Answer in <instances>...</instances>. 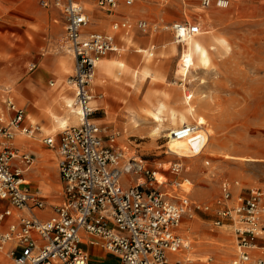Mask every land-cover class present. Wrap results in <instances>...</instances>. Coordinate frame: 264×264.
Returning a JSON list of instances; mask_svg holds the SVG:
<instances>
[{"label":"built area","instance_id":"obj_1","mask_svg":"<svg viewBox=\"0 0 264 264\" xmlns=\"http://www.w3.org/2000/svg\"><path fill=\"white\" fill-rule=\"evenodd\" d=\"M90 1L115 10L122 3L132 6L138 0ZM169 1L158 0L163 5ZM52 4L64 16L67 52L75 60L69 84L74 87V107L80 119L58 138L44 139L47 146L57 149L63 202L53 206L47 218L36 215L47 207L46 198L31 188L26 173L35 157L21 151L16 138L32 137L39 127L26 124L25 110L9 90L0 92V199L10 206L0 214V252L6 251L14 264H90L83 247L87 240L116 256L121 264H183L178 254L188 248L182 234L184 221L206 212L215 216L214 227H228L235 236L232 264H264V189L239 190L238 183L225 181L222 193L211 204H197L182 187L191 184L188 180L168 183L164 174L165 180H158L157 172L141 160L127 158L117 144L119 133L104 137L93 120L96 110L89 86L100 62L119 50L115 34L132 29L130 22L113 24L109 34L88 32L90 21L78 0H52ZM201 4L227 9L231 0H201ZM136 27L147 32L149 25L139 20ZM167 29L179 45L201 33L198 25L188 22H176ZM173 136L200 139L195 125H184ZM182 170V164H171L172 172ZM174 187L182 189L181 196L175 195Z\"/></svg>","mask_w":264,"mask_h":264},{"label":"rangeland","instance_id":"obj_2","mask_svg":"<svg viewBox=\"0 0 264 264\" xmlns=\"http://www.w3.org/2000/svg\"><path fill=\"white\" fill-rule=\"evenodd\" d=\"M136 6L138 7L130 10L133 14L139 10L136 18L128 21L133 27L131 31L151 35L152 39L167 34L169 39L174 41V35L167 29L168 26L176 22H188L200 27V38L207 39L213 36L228 45L214 50L211 63L205 68H194L187 81L182 80V64L179 57H173L164 62H157L159 59L157 58L150 64L163 79H150L139 87H136L133 80L131 82L133 89L136 87L133 95L138 102L137 110L141 113L143 108L149 106L148 102L154 106H166L178 113L184 112L186 96H193L191 102L195 106L197 120L191 118L189 124L197 125L200 117L207 120L205 128H201L204 148H200L196 141L184 140L180 143L184 147L182 151L185 149L184 152H168L166 146L170 140L162 137L170 133L168 118L165 119L167 123L164 122L162 138L153 141L148 134L155 124L152 120H142L143 118L139 116L141 119L139 128L143 133H132L130 130L125 132L120 128L121 114L117 112L113 113L114 116L118 115L117 118L114 117L110 124L100 126L104 137L112 132L119 133L117 144L124 148L126 154L129 153L141 160L150 170L164 174L168 183H183L184 180H188L191 184L183 185L189 187L190 198L197 204H211L222 193V183L225 181L238 183L239 190L264 189V0H231V5L227 9H220L215 5L203 8L201 0H170L166 5L159 3L158 0H145L137 2ZM159 9L161 13L158 12ZM205 14H209L211 18L207 19ZM139 20L148 22L147 32L137 29L136 23ZM111 24L112 22L108 23L109 29ZM93 26L91 21L89 27ZM30 28L35 31L42 30L38 26ZM47 43L48 40L40 39L31 32L12 38L0 31V84L12 86L15 95L14 92H11V95L16 97L18 103L15 82L23 83L28 75H31L29 69L43 55L67 52L65 31L52 46L48 47ZM152 47L156 46L152 43L147 48ZM48 58L52 63L55 60ZM69 64L73 75L71 61ZM7 66H12V69L6 68ZM45 70L56 76L60 84H66L67 77H70L68 74H61L58 67L52 64L46 65ZM33 80L31 76L26 80L27 89L24 93L28 101L25 106L34 98L32 89L39 94L35 85L36 80ZM46 82L48 85L55 84V80L50 77ZM40 103L39 108L43 109V104L41 101ZM124 116L129 119L127 114ZM72 125L75 124L70 123L68 126ZM62 131L48 136L55 137ZM172 163H181L183 170L180 173L172 172ZM191 166L193 168L189 169ZM56 179L55 183L60 186L58 177ZM129 180L130 178L124 180L125 185ZM133 181H136V178H133ZM164 189H169V186ZM175 189L176 187L175 195L181 196L182 189ZM60 192L61 186L58 193ZM214 220L215 216L212 213L197 212L193 221L185 219L184 228H196L197 241L208 236L218 238L221 236L220 228L214 227ZM185 237L188 240L186 235ZM187 247L182 252H190L189 244ZM2 254L6 255V251ZM190 254L196 261L183 264H232L235 251L232 255H227L217 248L216 250L200 248L191 251ZM111 257L107 255V258ZM202 259L208 261L201 262ZM90 264L121 263L115 258L99 261L92 256Z\"/></svg>","mask_w":264,"mask_h":264},{"label":"crops","instance_id":"obj_3","mask_svg":"<svg viewBox=\"0 0 264 264\" xmlns=\"http://www.w3.org/2000/svg\"><path fill=\"white\" fill-rule=\"evenodd\" d=\"M40 1L41 0H0V31L3 32L4 35H9L12 38L15 36L19 37L25 35L28 32H31L38 36L40 39L48 40V47L52 46L53 42H55L61 36L62 32L65 31L64 16L62 12L52 4V0H43L41 4ZM78 1L83 6L89 21L91 20L94 25L93 27L88 28V32L108 34L109 31H112L113 24L134 20L139 10H137L135 14H133L130 10L132 8L138 7L136 6L137 2H143L145 0L137 1L132 6H127L126 4L122 3L115 10L99 8L90 0ZM110 22H112V24L111 28L109 29L108 23ZM30 26H38L42 30H31ZM131 30H133V27L127 32L120 31L115 34V41L119 50L117 52L109 53L103 60L111 63L116 60H123L128 66L130 65L129 68L141 69V67L144 66V58L141 54L135 52V50L133 49L135 47H129L126 38H129L130 36H132L133 41L136 45H139L141 47H149L153 43L156 46L157 50L165 52L167 51V48H165V46L163 45L170 40L167 34H163L159 38L154 37V39H152L151 35L148 36L145 34H140L139 31ZM155 42H157L158 45H156ZM150 50H152V48ZM59 54L60 53L43 55L38 60V62L33 65L35 67L32 70L29 69V73H31V75H28L29 77L26 76L28 77L26 80H28L30 76L36 80L35 85L39 91V99L43 104V109L38 108L34 104V98L30 99L28 105L23 107L26 116L25 122L26 124L37 125L39 127V131L32 137L18 135L16 138V143L19 146L20 150L25 153H30L35 157V162L26 173V178L30 182L31 188L34 191H40L46 198L47 207L45 208V210L36 212V215L41 218H47L51 216L53 214V206L61 204L63 202L62 182L60 180L58 172V165L56 166V162L58 163L57 149L50 148L44 143V139L48 137V134H56L59 130H57L55 133H52L54 123L44 109L50 106L58 115H63L60 106L62 103V97L71 96L74 98L75 95L74 89L70 91L69 86H67L66 84L58 83L57 77L47 73L45 70L46 65L50 66L52 64L57 68L65 60L69 62V59L71 58L74 73V57L68 53L60 55ZM48 57L55 58V60H53V63ZM58 57L59 59H57ZM173 57L174 56H162L158 59L157 62H164L172 59ZM11 67L12 66H7L6 68L12 69ZM96 74L98 77L97 80H95L91 84V86H89V93L93 96L92 103H94L95 107L93 106V104L92 106L96 110V114L94 115L93 120L101 127L106 126L111 123L114 117L117 118V114L115 116L113 115V113L117 112L121 114L119 117L121 120L119 122L121 129H124L125 132L130 130V132L132 133L141 134L142 130L140 128H133L135 127L133 125L134 122L132 121L134 114L133 111L137 110L138 108L137 99L133 94L136 87L143 86L144 83L150 79L144 81L143 83H135L136 87L133 89V87L131 86L132 77L128 73L123 74L120 79L116 80L111 75L105 73L102 66H98ZM49 77L55 80L54 85L47 84L46 79ZM25 81H23V83ZM23 83L20 84L23 85ZM129 86H131V88H129ZM130 89H132V91ZM4 97L5 95L3 94V98ZM11 97L13 98V100L15 99L14 95H11ZM14 101L19 107L21 106L16 99ZM125 114L128 115L129 119L124 116ZM135 117L139 122L141 121L140 117ZM21 136L26 137L27 139H32L33 142L23 140V142L26 143L21 144L19 143V137ZM57 177L61 186L60 193H58L60 186L58 185V183H55L57 182ZM9 207L10 206L8 202L0 199V214ZM14 219V217L10 218L8 220V223L14 221ZM182 234L184 235V231H182ZM85 243L86 244H84V249L90 256V263L92 256L98 258L99 261H106L112 258H115L117 259V261H119L117 257L109 254L100 246L91 244L90 241H88V243ZM108 254L112 256L110 259L107 258ZM10 263L14 264L12 259L0 252V264Z\"/></svg>","mask_w":264,"mask_h":264},{"label":"bare ground","instance_id":"obj_4","mask_svg":"<svg viewBox=\"0 0 264 264\" xmlns=\"http://www.w3.org/2000/svg\"><path fill=\"white\" fill-rule=\"evenodd\" d=\"M159 13L160 9L158 10ZM168 15V13H166ZM205 17L207 19H210L211 16L209 14H205ZM111 31H109L110 33ZM213 32V31H212ZM108 33V34H109ZM213 35V34H212ZM201 33L196 36H191L187 37L185 39V43L183 45H179L175 39L170 40L164 44L165 48H167V51H159L157 50L156 47H152V50L150 48H142L139 45H136L135 42L133 41L132 36L129 38H126L127 43L130 48H133L135 52L140 53L143 58H144V66L141 67V69H131L129 66L126 64L125 61L123 60H116L113 63L111 62H106L105 60L101 61L100 64L98 65L99 67L102 66L104 69L105 73L108 75H111L115 79H119L123 74H130L133 80V83H143L144 81L151 79V80H158V79H163L160 77V75L157 73L156 70L152 69L150 67V64L155 61L157 58L160 57H166V56H174V57H179V60L182 64V80L187 81L189 75L192 73L194 68H205L207 67L212 60V52L214 50H217L218 47H227L226 42L218 39L216 37H209L207 39L200 38ZM70 54L69 52H65ZM71 61V58L69 59ZM139 68V67H138ZM58 70L60 71L61 74H68L71 76L72 73V68L65 60L59 67ZM126 76V75H124ZM33 78V77H32ZM97 74L94 78V81L97 80ZM34 79V78H33ZM63 80V79H59ZM35 81V79L33 80ZM93 81V82H94ZM66 84L69 86V90H73L74 87L69 84V78L66 79ZM15 85H17V92H18V99L19 103L23 106L26 105L28 99L25 97L24 90L27 89L26 86V81L23 83V85L20 84L19 81L15 82ZM5 87V88H3ZM10 85H0V92H6V90H10L11 92L13 91V88ZM3 88V89H2ZM32 94L34 95V104L39 108L41 105L39 94L37 95L36 90L32 89ZM53 92V91H51ZM15 95V92H14ZM193 96H186L184 100L185 104V110L184 112H176L173 109H169L166 106H154L153 103H149V106H146V108L142 109V112H139L138 110H134L133 114V119L132 121L135 124V127L133 128H139L140 124L139 121L136 119L135 116H140L143 119H150L152 120L155 124L151 128V130L148 132L149 136L153 139V141H158L160 138L164 137L169 139L170 141L168 142V145L166 148H168V152H175V153H180L184 152L183 146L180 144L182 141L187 140V139H175L173 136V132H175L178 127H182L184 125H190L189 124V119H196L197 117L195 115V109L191 102ZM16 99V97H15ZM74 98L73 97H62V103H61V109L63 112V115H58L50 106L46 107L44 110L47 112V115L53 120L54 123V128L52 129V133H55L57 130H64L70 123H74L75 125L79 123V116L77 109L74 107ZM94 106V103H92ZM95 107V106H94ZM132 114V113H131ZM130 114V115H131ZM168 118L170 122V129L168 130L170 133L167 135L163 134L162 136V129L164 128V122L165 119ZM199 123L195 126L198 127V134L200 136V139L197 140V145L200 146V148H204V138L202 135V129L205 128L207 125V120L203 117H200L198 119ZM34 122V121H32ZM191 122V120H190ZM167 123V122H165ZM168 126V125H167ZM167 128V127H166ZM176 128V129H175ZM174 129V130H173ZM162 136V137H161ZM127 137V136H126ZM128 138V137H127ZM126 138V139H127ZM19 143L24 144L26 142H23V140H28V142H33L32 139H27L26 137H19ZM20 145V144H19ZM38 153V151H37ZM40 155V154H39ZM127 158H135L129 153L126 154ZM49 158V157H48ZM46 159V158H44ZM136 159V158H135ZM44 162V161H43ZM181 164V163H180ZM193 167L191 166L189 169H192ZM156 176L158 180L162 181V174L161 173H156ZM182 187L185 190H188V186L182 185ZM176 190V189H175ZM190 191V189L188 190ZM191 192V191H190ZM193 221V220H192ZM185 224V223H184ZM183 224V228H184ZM197 227V226H196ZM185 229V228H184ZM184 231V234L188 237V240H186V246L189 244V249L191 251H195L197 249H215L216 248L224 254H233L235 251V236L228 230V227H224L220 229V234L218 238H214L212 236H208L206 238H202V240L197 241V231H195L196 228L191 229L186 228ZM198 229V228H197ZM213 232V229L211 233ZM87 242V241H86ZM88 243V242H87ZM86 244V243H85ZM84 247V246H83ZM91 247V246H90ZM190 252H180L178 254V257L184 261V263H190V262H195L196 260L193 258V255L190 254ZM88 253V252H87ZM89 255V254H88ZM90 258V256H89ZM178 258V259H179ZM98 259V258H96ZM208 259H202L201 262H207Z\"/></svg>","mask_w":264,"mask_h":264}]
</instances>
